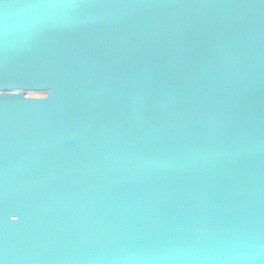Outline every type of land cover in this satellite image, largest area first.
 <instances>
[{
	"label": "water",
	"instance_id": "obj_1",
	"mask_svg": "<svg viewBox=\"0 0 264 264\" xmlns=\"http://www.w3.org/2000/svg\"><path fill=\"white\" fill-rule=\"evenodd\" d=\"M0 264H264V0H2Z\"/></svg>",
	"mask_w": 264,
	"mask_h": 264
},
{
	"label": "snow or ice",
	"instance_id": "obj_2",
	"mask_svg": "<svg viewBox=\"0 0 264 264\" xmlns=\"http://www.w3.org/2000/svg\"><path fill=\"white\" fill-rule=\"evenodd\" d=\"M0 2H2V0H0Z\"/></svg>",
	"mask_w": 264,
	"mask_h": 264
}]
</instances>
